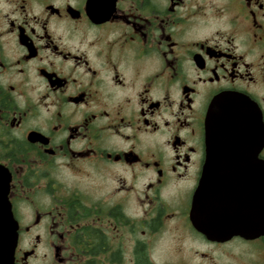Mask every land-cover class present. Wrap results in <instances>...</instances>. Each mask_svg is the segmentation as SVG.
<instances>
[{"label": "flooded vegetation", "instance_id": "obj_1", "mask_svg": "<svg viewBox=\"0 0 264 264\" xmlns=\"http://www.w3.org/2000/svg\"><path fill=\"white\" fill-rule=\"evenodd\" d=\"M225 94L264 128V0H0L15 264H222L251 247L236 255L262 264L264 237L211 239L191 220L195 202L214 232L261 198L264 146L252 162L209 143Z\"/></svg>", "mask_w": 264, "mask_h": 264}, {"label": "water", "instance_id": "obj_2", "mask_svg": "<svg viewBox=\"0 0 264 264\" xmlns=\"http://www.w3.org/2000/svg\"><path fill=\"white\" fill-rule=\"evenodd\" d=\"M208 140L213 150L228 151L232 145L245 144L253 152L251 161L257 159L264 146V128L257 106L248 98L225 94L214 100L206 119ZM261 198L252 199L246 205L245 216L235 221L220 223L211 231V225L202 223L196 217L194 202L191 214L193 226L211 239L227 240L241 236L246 240L264 237V162L262 161ZM1 196V192H0ZM249 212V213H248ZM17 223L6 198L0 200V264H15V251L18 244ZM224 235L227 237L224 238Z\"/></svg>", "mask_w": 264, "mask_h": 264}, {"label": "rangeland", "instance_id": "obj_3", "mask_svg": "<svg viewBox=\"0 0 264 264\" xmlns=\"http://www.w3.org/2000/svg\"><path fill=\"white\" fill-rule=\"evenodd\" d=\"M250 252L247 251V249L245 248H237L235 249V251H233V253L228 254V256H224L225 259H223V263L222 264H250L248 262H246L247 259H239L238 257H240L241 255H236L238 253H243L244 257H246V255H249L250 259L252 260L253 258L257 257L258 249H255L253 247L250 248ZM236 256V258H232L233 256ZM223 257V258H224ZM250 262V261H249ZM262 264H264V244H262Z\"/></svg>", "mask_w": 264, "mask_h": 264}]
</instances>
